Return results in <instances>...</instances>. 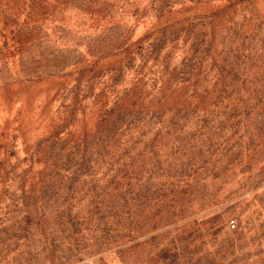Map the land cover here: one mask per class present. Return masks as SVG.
Returning <instances> with one entry per match:
<instances>
[{
    "label": "trees",
    "instance_id": "obj_1",
    "mask_svg": "<svg viewBox=\"0 0 264 264\" xmlns=\"http://www.w3.org/2000/svg\"><path fill=\"white\" fill-rule=\"evenodd\" d=\"M226 4L77 69L58 90L68 96L61 117L46 94L33 105L40 123L28 108L24 123L0 125V264H123L133 235L142 257L149 236L205 211L225 179L264 183V0L255 12ZM199 231L190 223L175 240ZM170 255L166 246L152 261Z\"/></svg>",
    "mask_w": 264,
    "mask_h": 264
},
{
    "label": "rangeland",
    "instance_id": "obj_2",
    "mask_svg": "<svg viewBox=\"0 0 264 264\" xmlns=\"http://www.w3.org/2000/svg\"><path fill=\"white\" fill-rule=\"evenodd\" d=\"M228 1L238 3L232 10L240 12L247 6V11H254L260 0H0V89H5L2 102L9 101L0 105V125L6 121L24 123L29 117L27 109L32 111L33 105L38 109L46 94L50 116L57 113L61 117L68 96L59 92L60 85L73 79L77 69L114 58L113 46L120 42L132 45L147 31L169 35L188 21L196 24L216 8L225 9ZM118 31L126 37L120 39ZM38 80L55 83L40 89L32 85ZM38 114L33 110L31 123H40L36 122ZM159 129L148 128L152 133ZM190 130L203 134L200 128ZM216 130L224 135L232 131L228 127L212 131ZM219 145L224 156L220 170L227 164L226 140ZM16 152L20 153V147ZM237 181L233 178L226 185L225 179L223 190L205 211L191 209L188 221L196 224L198 233L176 241V236L190 229L188 221L176 219L161 237L149 236L142 257L135 250L142 239L133 235L127 244L132 248L131 259L123 264H264V183L248 189ZM206 221L210 223L204 227ZM166 246L170 257L154 263ZM87 264L122 263L107 259L101 263L88 260Z\"/></svg>",
    "mask_w": 264,
    "mask_h": 264
},
{
    "label": "built area",
    "instance_id": "obj_3",
    "mask_svg": "<svg viewBox=\"0 0 264 264\" xmlns=\"http://www.w3.org/2000/svg\"><path fill=\"white\" fill-rule=\"evenodd\" d=\"M230 227L232 228V229H234L235 228V226L232 224V225H230Z\"/></svg>",
    "mask_w": 264,
    "mask_h": 264
}]
</instances>
